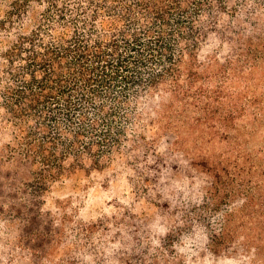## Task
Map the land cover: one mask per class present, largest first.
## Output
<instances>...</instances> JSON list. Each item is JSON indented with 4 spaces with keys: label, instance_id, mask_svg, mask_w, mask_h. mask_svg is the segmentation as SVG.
Instances as JSON below:
<instances>
[{
    "label": "trees",
    "instance_id": "16d2710c",
    "mask_svg": "<svg viewBox=\"0 0 264 264\" xmlns=\"http://www.w3.org/2000/svg\"><path fill=\"white\" fill-rule=\"evenodd\" d=\"M0 122L9 155L31 166L36 199L125 155L150 184L145 194L159 185L157 205L169 213L154 232L136 222L81 224L86 242L50 261V248L31 240L41 227L15 234L20 216L0 215L10 240L1 251L42 257L31 264H186L175 242L186 219L190 228L200 216L170 191L188 137L200 145L191 162L212 180L209 211L240 196L254 208L259 191L264 207V0H0ZM165 140L174 144L168 156ZM217 141L226 148H205ZM233 216H220V231L205 221V247L243 236Z\"/></svg>",
    "mask_w": 264,
    "mask_h": 264
},
{
    "label": "rangeland",
    "instance_id": "374dc122",
    "mask_svg": "<svg viewBox=\"0 0 264 264\" xmlns=\"http://www.w3.org/2000/svg\"><path fill=\"white\" fill-rule=\"evenodd\" d=\"M3 126L0 122V215L12 219H15L13 216H20L13 224L15 234L20 227H25L28 234L41 227L44 236L34 235L31 240L35 247L50 248L51 253L47 256V261L60 256L58 248L62 250L69 245H83L86 242L77 235L80 225L84 223L104 221L115 227L116 223L126 221L128 225L134 222L149 224L150 227L146 228L153 232L161 229V222L169 213L157 205L161 203L155 198L159 185L151 188L150 195L145 194L144 188L150 184L141 178L139 169L130 164L125 155L117 157L103 170H78L71 177L54 184L42 198L36 199L32 187L29 188L33 179L31 166L20 156L9 155L6 149L8 136ZM188 138V146H183L181 153L173 159L174 164L180 165L182 169L171 171V176L176 177V182L170 191L179 199L180 206L183 205V212L194 217L200 216L198 223L192 224L190 228L186 226L192 223V220L186 219V226H183L182 231L183 239L175 242L180 253L185 254L184 261L186 264H264V207L261 205L262 199H259L260 191L257 193V204L254 208L249 209L245 196H240L233 202L231 200L224 203L222 209L209 211L206 202L211 200L207 190L212 180L205 172V167L191 162L195 149L200 145L193 137ZM262 138L260 135H254V140L251 138L249 141V144L255 143L254 146L250 144L254 151L258 150L256 144L260 143ZM261 143L264 147V142ZM173 146L171 141L161 142L162 154L168 156ZM205 148L214 152L218 148H226V144L217 141L207 144ZM167 186L169 187V183ZM261 191L264 197V189ZM251 210H254V217L250 214ZM126 212L128 215L123 214ZM227 212L234 214L233 224L244 232L243 236L235 240L230 238L221 250L208 249L205 245L210 240L204 237L203 233L209 231L205 221L211 220L212 228L220 231L219 218ZM209 213L210 219L203 220ZM5 232L0 225V246L10 242L5 239ZM47 232H51L50 236ZM96 233L98 232H94L92 236L88 233L90 239L87 243L95 239L98 235ZM15 242L19 247L24 245L21 244L20 238L13 244ZM40 260L42 257L32 255L29 251L14 255L0 249V261L5 263L16 261L17 264H31Z\"/></svg>",
    "mask_w": 264,
    "mask_h": 264
}]
</instances>
